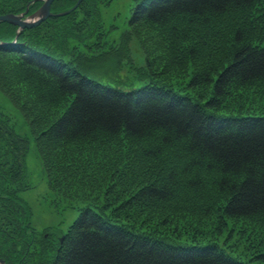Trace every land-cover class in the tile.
I'll list each match as a JSON object with an SVG mask.
<instances>
[{
	"label": "trees",
	"instance_id": "1",
	"mask_svg": "<svg viewBox=\"0 0 264 264\" xmlns=\"http://www.w3.org/2000/svg\"><path fill=\"white\" fill-rule=\"evenodd\" d=\"M30 1L0 0V10L22 11ZM60 1L54 2V11ZM260 1L143 0L137 3L129 20L132 32L138 36L142 31L147 35L150 31L167 36L172 47L169 52H181L180 42L190 40L196 33L207 38L229 35L230 50L212 58L215 65L208 64L211 70L202 65V70L189 84L192 89L200 85L210 87L213 91L210 100H199L159 83L120 90L82 75L54 52L36 50L43 47V42L35 38L42 25L63 19L73 24L65 16L51 18L26 30L30 38L23 42L13 45L6 41L1 45L0 58L13 55L17 65L10 60L11 67L4 66L5 62L0 60V90L14 105L19 103L18 97L39 101L34 104L40 105L38 111L43 113L38 123L28 117L25 120L31 122L28 124L37 138L38 152L49 179L55 177L51 179L54 187L64 192L66 187L76 191L87 182V179L84 181L85 168L108 159L112 162L108 163L105 173L112 172L113 176L122 174V170L115 171L121 166L114 161L122 163L132 155L142 158L139 163L145 164L140 166L144 170L164 148L178 147L184 157L179 169L167 172L154 182H146L127 201L126 207L151 206L149 217L153 220L156 216L157 223L162 225V213L154 211L156 207L163 208L171 201L175 203L193 188L204 191L207 183L212 188L208 193L215 191L214 200L219 199L220 194L222 214L226 219L264 220V113L240 114L234 110L224 115L218 111L233 105L225 100L235 90L250 89L264 81V38H259L260 34L264 35V28L257 30L250 18ZM6 2L10 7L3 5ZM224 19L230 20V24L222 25ZM82 21L91 26L90 21ZM14 30V26L1 23L0 39L4 36L12 39ZM89 35L85 31L74 37L57 34L55 41L59 43L55 45L60 51H70L69 42L77 48ZM145 40L141 41L146 43ZM154 43L146 45L152 47ZM188 56L187 53L185 57ZM162 60L166 61V66L185 64L182 59L175 63L168 56ZM7 69L9 75L5 73ZM4 75L12 86L2 85ZM33 91L40 94L34 95ZM60 109L62 112L58 114ZM6 120L8 122L0 119V140L8 150V156H0V162L4 163L0 164V180L11 186L21 185L26 179L25 159L30 142L17 136L11 121ZM77 147L80 149L78 156L74 150ZM13 192L8 194L15 195ZM2 204L10 208L15 204L14 209L27 211L23 200L13 199V196ZM24 219H28L27 215ZM20 220L22 225L23 219ZM132 231L92 209L83 211L64 238L53 264H246L228 256L216 244L210 243L198 250L199 245L163 241L159 237L163 232L160 229L159 236H143ZM21 233L30 238L26 246L35 255L37 235L30 232L27 235L22 228Z\"/></svg>",
	"mask_w": 264,
	"mask_h": 264
},
{
	"label": "rangeland",
	"instance_id": "2",
	"mask_svg": "<svg viewBox=\"0 0 264 264\" xmlns=\"http://www.w3.org/2000/svg\"><path fill=\"white\" fill-rule=\"evenodd\" d=\"M66 1L68 0H61L55 11H63L69 8L70 3H76L78 0H73L70 3ZM139 1L143 0H82L80 5L83 4V7L71 16H65L72 20L73 24H69L68 20L63 19L56 22L51 21L52 23L45 26L42 25L38 31V37L35 38L38 39L37 41L43 42V47L36 50L54 52L55 55L62 56L64 61L70 63L82 75L120 90L128 91L143 88L149 83H159L173 87L177 92L190 94L193 98L210 100L213 93L210 87L200 85L192 89L189 84L192 78L202 70V65L205 64L206 70H211L208 64H214L212 58L230 50L232 40L229 39V35L207 38L205 35L196 33L190 40L180 42L179 45L183 48L181 52H169L172 51V47L167 36L150 31H148V35L145 33L146 31H142L141 36H138L132 32L129 20ZM3 5L10 7L8 2ZM38 6L40 7L41 3H38L35 9ZM4 11L7 13L23 12L20 9L0 10V15L7 14ZM252 15L253 17L250 18L256 25V29L264 28V0L257 4ZM82 20L90 21L91 26ZM221 24L229 25L230 20L224 19ZM14 27L15 32L17 27ZM81 31L89 32L91 37L89 35L77 48H75V44L69 42L70 51L64 52L55 45L57 42L59 43V41H55L57 34L74 37ZM15 34L10 40L5 36L1 37V40L13 41L14 38H17V41L23 42L26 38H30L29 32L26 30L22 33L19 32L18 35ZM142 38L146 39V43H151V41H155V43L152 47L150 44L147 47L146 43L141 41ZM259 38H264V35L260 34ZM155 44L156 47H154ZM185 51L188 52L185 54ZM187 53L189 56L185 57ZM166 56L173 59L174 62L182 59L185 64L176 66L173 63V66H166V61L162 60ZM205 58H208V61ZM0 60L5 62L4 66H10V60L13 65H17L13 55L0 58ZM5 73L9 75V69ZM199 78L201 79L202 76ZM1 83L3 86L5 83L7 88L11 85L5 75L4 82L1 79ZM32 93L40 94L38 91ZM18 98L19 103L16 106L0 90V119L10 120V125L16 135L20 138H27L30 142L25 159L26 179L23 183L11 186L0 180V257L8 264H36V262H38L37 264H53L61 249L63 243L61 240H64L62 237H66L83 211L90 209L102 214L109 221L130 227L136 234L159 236L158 229H160L163 232H160L159 237H162L163 241H170L168 243L190 246L213 243L235 260L246 264H264L262 260L264 256V220L257 218L226 219L222 214L221 207L223 205L219 201L220 194L219 199L214 200L215 191L208 193L212 188L207 183L204 184V191L196 188L188 191V195L185 194L186 197L189 196L188 200L182 194V198L180 197L181 199L175 203L171 201L163 208L156 207L154 211L162 213L160 218L163 222L162 225L157 223L156 216L153 219L154 223L152 217H149L151 213L149 210H152L153 207L143 208L138 205L126 207L127 201L146 182H154L167 172L179 169L178 167L183 164L181 160L184 157L178 147L164 148L147 163L144 170L140 166L145 164L139 163L142 158H139L138 155H132L122 163L114 161V164L121 166L115 171L122 170V174L117 176H113L112 172L105 173L108 163L112 162L109 161L110 159L93 163L90 167L85 168L84 181L87 179V182H84L80 188L73 192L71 188L64 187L66 193L63 189L59 191L54 187L55 183L51 181L55 177L49 179L46 166L38 153L37 138L32 134L28 124L31 122L25 120L28 117L30 121L37 120L38 123L39 118L43 115L38 111L41 109V106L38 105L39 101L37 98L32 101H27L23 97ZM225 101L233 105L229 109H218V111L224 112L222 113L224 115L234 110L240 114H248L253 111L264 113V81L250 89L235 90ZM36 102L38 104L34 105ZM61 112L60 109L58 114ZM37 123L33 124L37 125ZM144 149L147 150V148ZM74 150L78 156L80 149L77 147ZM0 156H8V150L1 140ZM0 164L2 166L3 161ZM105 176H108L107 182ZM90 179L92 180L90 181ZM64 183L63 180V186ZM13 190L15 195L8 194ZM12 196L13 199L23 200L26 212L14 209L15 204H12L11 208L2 204L10 200ZM26 215L28 219L25 220ZM20 219H23L22 225H20ZM21 228L27 235L29 232L37 235L35 245L38 247L35 248V255L26 246V244L29 245L30 238L21 233ZM180 229L182 231H179Z\"/></svg>",
	"mask_w": 264,
	"mask_h": 264
},
{
	"label": "water",
	"instance_id": "3",
	"mask_svg": "<svg viewBox=\"0 0 264 264\" xmlns=\"http://www.w3.org/2000/svg\"><path fill=\"white\" fill-rule=\"evenodd\" d=\"M40 1H42L43 4L32 16L25 18V16L29 12V8H27L26 11L22 14L10 13L5 15H0V23L6 22L15 25L18 27V30L33 28L38 26L42 22L46 21L49 17H53V16L60 17V16L68 15L69 13L74 11L82 2V0H78L73 8L61 13L54 14L51 11V6L55 0H40ZM0 263L4 264V261L0 259Z\"/></svg>",
	"mask_w": 264,
	"mask_h": 264
},
{
	"label": "bare ground",
	"instance_id": "4",
	"mask_svg": "<svg viewBox=\"0 0 264 264\" xmlns=\"http://www.w3.org/2000/svg\"><path fill=\"white\" fill-rule=\"evenodd\" d=\"M12 42H14V41H12ZM11 42V43H12ZM13 45H16V43H12ZM22 47L23 45H19V47ZM211 244H213V243H211ZM209 245V244H208ZM208 245H206V244H204V245H199L198 246V250H202L203 248H206V247H208ZM192 248V247H191ZM197 253H202V252H197ZM241 263V262H240Z\"/></svg>",
	"mask_w": 264,
	"mask_h": 264
}]
</instances>
